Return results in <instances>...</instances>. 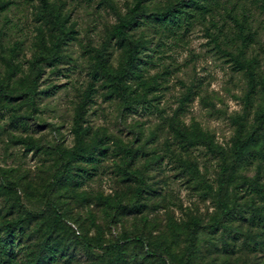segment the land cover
Here are the masks:
<instances>
[{"label":"rangeland","instance_id":"rangeland-1","mask_svg":"<svg viewBox=\"0 0 264 264\" xmlns=\"http://www.w3.org/2000/svg\"><path fill=\"white\" fill-rule=\"evenodd\" d=\"M46 1L70 32L53 62L60 33L42 0H0V264H96L101 250L87 252L81 239L126 236L145 239L167 264H264L263 212H255L264 205L250 186L258 173L264 184V134L227 183L233 221L212 228L236 120L248 138L264 113V0H204L179 26L150 15L179 0L146 1L130 32L145 50L126 81L128 103L114 92V76L129 47L114 31L137 0ZM104 46L106 68L95 76ZM235 58L256 76L250 99L252 82ZM91 85L83 128L93 156L67 165ZM52 182L63 214L56 227L45 206ZM28 213L41 216L8 236L4 226ZM111 264L163 263L131 242Z\"/></svg>","mask_w":264,"mask_h":264},{"label":"trees","instance_id":"trees-1","mask_svg":"<svg viewBox=\"0 0 264 264\" xmlns=\"http://www.w3.org/2000/svg\"><path fill=\"white\" fill-rule=\"evenodd\" d=\"M146 1L148 0H137L133 8L130 10V16L128 18L120 19L114 31V36L118 40V43L120 45L128 44L129 47L128 55L123 63V67L121 71L114 76V92L117 94L118 97H120L126 103H128L129 101L127 95L126 81L128 80L129 76L134 72V70L138 67L139 55H141L143 50H145V46L141 41L135 42L131 40L130 32L140 25L139 18L141 17V14L146 11L144 6ZM202 1L204 0H179L175 5L167 8L166 11L155 12L150 15L151 18L155 20L163 21L166 23H173L179 26L182 17H184L187 13L186 11L187 10L193 11L195 7H199ZM42 2H43V8L45 14L48 16L49 19H51L55 23L60 33V36L57 38L54 44L55 46L54 53L49 59L50 61L53 62L56 61L57 58L59 57L61 46L68 39L70 32L66 30L65 21L62 20L61 15L52 13L49 9L46 0H42ZM96 57L98 60V64L96 67V72L94 74L95 76H97L101 71L105 70L106 68V64H107L106 46H104L102 50L97 52ZM43 59L46 58L41 56L36 59L37 73L29 90L32 97L37 94V85L42 74V70L39 68V62ZM235 62L239 68L245 69L248 72V75L252 82L250 93L247 95V99H250V97H252V94L254 93L256 86V76L254 74L253 68L249 64L241 63L236 58H235ZM261 88L264 93V81L261 82ZM92 91H93V85H91L90 88L88 89L87 95L85 96V100L78 108L75 119L77 145L72 149V151H70L67 165L68 164L70 165L72 162L79 160L85 161L86 159H89L90 157L93 156L92 154L93 147L85 145V138L87 135V131L83 128L86 118L87 106L89 103L92 102V94H93ZM257 119H258V125L249 134L248 138L243 137L244 124L241 122L242 118H238L236 120L238 123V131L234 145L233 159L230 162V164L223 167L222 177L219 182L218 204L222 211L221 219L218 222H216L215 225L212 226L213 229H218V227L221 224H223V222L230 223L233 221L234 218L233 216L234 213H236V209L233 207H229L227 205L226 197H225L226 187L228 181L231 178V174L236 169V167L241 163L244 157L245 148L249 145L250 142L255 141L259 136L264 134V113H259ZM28 146L30 149H36V150L39 149L33 143H28ZM129 153L130 156L133 155L131 151H129ZM259 180H260V174L258 173L256 178L251 182L250 186L252 187L254 192L256 191L258 197L262 199L264 205V184H261ZM54 188H55V182H52L46 190L47 200L45 206L47 209L52 211L54 215L53 225L56 227L58 222L61 220V218H63V214L60 212L59 206L55 203V201L51 196ZM141 192L142 190L139 189L140 194ZM255 212L256 213L263 212L262 214H259L260 215L259 217L264 219V206L256 209ZM29 216L40 217L41 214L28 213L24 218L9 222L4 226L5 233L8 236L12 235V233H14V230L17 227L21 228L24 226V224L31 218ZM196 225H198V223H196ZM80 242L83 248L87 252L92 253L93 250L95 249L101 250V254L98 256L96 260V264H111L115 262L116 259L120 258L124 246L127 243H131V242L136 243L142 249H146L147 253L157 255L158 257H160L161 262L163 264H167L165 258H163V255L160 252L150 248L146 243L145 239L141 237L132 238L126 236L122 240L110 244L94 245L90 241L85 239H81ZM36 264H39V262H37Z\"/></svg>","mask_w":264,"mask_h":264}]
</instances>
